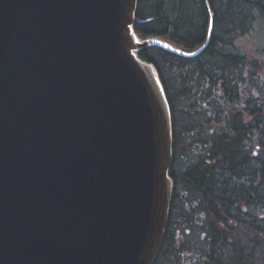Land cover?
Masks as SVG:
<instances>
[{
  "label": "water",
  "instance_id": "95a60500",
  "mask_svg": "<svg viewBox=\"0 0 264 264\" xmlns=\"http://www.w3.org/2000/svg\"><path fill=\"white\" fill-rule=\"evenodd\" d=\"M138 0H0V264H154L173 125Z\"/></svg>",
  "mask_w": 264,
  "mask_h": 264
},
{
  "label": "trees",
  "instance_id": "16d2710c",
  "mask_svg": "<svg viewBox=\"0 0 264 264\" xmlns=\"http://www.w3.org/2000/svg\"><path fill=\"white\" fill-rule=\"evenodd\" d=\"M262 17L264 0H138L143 40L194 51L213 22L196 57L140 52L159 72L173 125L174 193L154 264H264V62L238 43Z\"/></svg>",
  "mask_w": 264,
  "mask_h": 264
},
{
  "label": "rangeland",
  "instance_id": "374dc122",
  "mask_svg": "<svg viewBox=\"0 0 264 264\" xmlns=\"http://www.w3.org/2000/svg\"><path fill=\"white\" fill-rule=\"evenodd\" d=\"M141 40L143 41V39ZM238 43L241 50L251 59L264 62V17L255 22L251 32L244 38L240 39ZM184 243L185 240L181 236V233H179L177 238V246L179 247V250L182 252V254H184L186 257L189 253L188 251L190 249V244H186V246H184ZM190 261H192L190 258L184 259L185 263H189ZM169 263H171V261Z\"/></svg>",
  "mask_w": 264,
  "mask_h": 264
},
{
  "label": "flooded vegetation",
  "instance_id": "af4514ba",
  "mask_svg": "<svg viewBox=\"0 0 264 264\" xmlns=\"http://www.w3.org/2000/svg\"><path fill=\"white\" fill-rule=\"evenodd\" d=\"M171 175H172V167H171ZM172 177V176H171Z\"/></svg>",
  "mask_w": 264,
  "mask_h": 264
}]
</instances>
